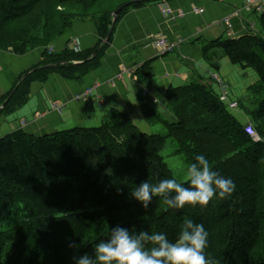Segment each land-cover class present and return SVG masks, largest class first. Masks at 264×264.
<instances>
[{
  "label": "trees",
  "instance_id": "1",
  "mask_svg": "<svg viewBox=\"0 0 264 264\" xmlns=\"http://www.w3.org/2000/svg\"><path fill=\"white\" fill-rule=\"evenodd\" d=\"M159 1L166 0H0V51L24 56L46 49L43 62L18 86L23 76L19 79L3 109L15 88L0 98V116L24 106L34 82L54 73L81 78L94 69L103 49L92 56L109 35L117 10L124 8L115 24L129 10ZM85 20L99 25L101 40L94 51H48ZM259 24L260 34L208 46L223 49L234 65L253 69L260 78L255 93L264 92V13ZM151 75L145 66L137 72L140 82ZM166 100L175 122L153 112L166 125L165 136L143 132L128 115L115 112L94 128L41 137L18 132L0 139V225L5 228L0 264H73V256L91 252L112 227L164 232L175 239L185 219L204 224L205 253L216 264H264V144L252 140L229 104L203 82L170 88ZM245 112L264 136V99ZM168 138L179 143L177 153L187 165L195 154L205 155L214 170L233 180L234 192L182 209L168 208L161 196L147 208L132 199L142 181L174 178L162 156Z\"/></svg>",
  "mask_w": 264,
  "mask_h": 264
},
{
  "label": "crops",
  "instance_id": "2",
  "mask_svg": "<svg viewBox=\"0 0 264 264\" xmlns=\"http://www.w3.org/2000/svg\"><path fill=\"white\" fill-rule=\"evenodd\" d=\"M246 2L166 0L129 10L114 25L111 41L106 45L103 42L105 46L102 44L96 51L98 55L103 49L94 69L81 78L67 79L54 73L46 81L34 82L27 103L11 114L0 116V139L18 132L41 137L77 127L94 128L115 112L135 118L133 122L143 132L152 134V122L167 129L153 112L175 122L166 100L170 88L200 81L219 95L216 78L228 87L231 102L239 104L233 114L242 126L248 125L243 100L248 96L251 99L260 78L253 69L234 65L223 49L208 47L217 40L261 33L256 32L261 29L259 13L248 8ZM165 6L175 15L166 16ZM180 13L183 15L178 17ZM248 14H254L256 20L251 22ZM159 37L182 43L173 53L161 56L154 44ZM73 40H77L81 53L94 51L101 40L99 25L93 20L76 22L51 44L53 52L71 50ZM45 50L36 49L24 56L10 50L0 51V98L10 93L26 72L43 62ZM144 66L152 75L140 82L137 72ZM87 90H92V96L78 100L77 96ZM54 104L62 106V113L52 110ZM145 107L150 114L146 115Z\"/></svg>",
  "mask_w": 264,
  "mask_h": 264
},
{
  "label": "clouds",
  "instance_id": "3",
  "mask_svg": "<svg viewBox=\"0 0 264 264\" xmlns=\"http://www.w3.org/2000/svg\"><path fill=\"white\" fill-rule=\"evenodd\" d=\"M133 121H136L134 118ZM230 177L214 170L208 158L195 154L188 163L184 183L163 178L142 181L131 191V198L145 208L156 196L163 197L170 209L185 205L205 206L214 197L225 198L235 190ZM209 232L203 223L185 219L175 239L164 232H150L115 226L106 238L92 245L91 252L72 257L73 264H216L206 256ZM69 247H76L70 243Z\"/></svg>",
  "mask_w": 264,
  "mask_h": 264
},
{
  "label": "rangeland",
  "instance_id": "4",
  "mask_svg": "<svg viewBox=\"0 0 264 264\" xmlns=\"http://www.w3.org/2000/svg\"><path fill=\"white\" fill-rule=\"evenodd\" d=\"M108 8L112 9L113 6H111V4H109ZM248 15L251 18V22H254V18L256 20V17L254 14H248ZM256 24L258 25V23H256ZM260 31H261V29L257 30L256 32H260ZM258 84H260V82ZM260 89L257 88L256 93L252 92L250 94V97H251L250 100H249V96L247 97V100H243L244 105H246L245 108L247 110L248 109H254L256 107L257 103L259 101H261L262 99H264V92L261 93ZM86 92L87 91H85V92L81 93L79 96H77L78 100H85L83 97H84V94ZM243 101L241 103H243ZM237 107H238V104H237L236 108ZM52 110H55L58 113H62V111H63L62 106H60L59 104H54L52 106ZM152 123H153L152 128H151L152 134H155V135L159 134V135H164V136L167 135V133H168L167 129L163 128L161 125H157L158 123H156V122H152ZM149 124H151V123H149ZM248 124H250V123H248ZM142 130H143V128H142ZM262 137H264V136H262ZM179 148H180L179 143L174 138H168L166 141V146H165L164 150L162 151V156L165 158L166 163L168 164V166L172 170L174 178L177 179L178 182L184 183V177H185L187 164H186L185 157L182 154L177 153ZM4 229L5 228H2V226L0 225V231L4 230Z\"/></svg>",
  "mask_w": 264,
  "mask_h": 264
},
{
  "label": "built area",
  "instance_id": "5",
  "mask_svg": "<svg viewBox=\"0 0 264 264\" xmlns=\"http://www.w3.org/2000/svg\"><path fill=\"white\" fill-rule=\"evenodd\" d=\"M246 5L248 8H252L253 10H256L260 13H263L264 12V6L262 5V1L263 0H246ZM195 12H200L202 13V11H198V10H195ZM164 14L166 16H174L175 13L166 8H164ZM183 14H177L178 17H181ZM182 43L181 40L179 41H170L168 40L167 38L165 37H159L155 40L154 44L155 46L158 48V51H159V54L161 56H165V55H168V54H171L173 53L178 47L179 45ZM70 48L76 52L80 51V48H79V45H78V42L77 40H73L72 43L70 44ZM48 50L49 52H53L54 49L49 46L48 47ZM216 80L218 81V85L220 87V90H221V93H220V97L222 99L223 102H226L229 104V107L230 109H235L237 104L236 103H231L229 101V94H228V88L227 86L224 84V82H222L221 80L217 79ZM92 90H87V92L84 94V99H88L90 96H92ZM245 131L248 135H250L253 139V141L255 143H264V137L260 136L255 128L252 126V125H248L246 128H245Z\"/></svg>",
  "mask_w": 264,
  "mask_h": 264
},
{
  "label": "water",
  "instance_id": "6",
  "mask_svg": "<svg viewBox=\"0 0 264 264\" xmlns=\"http://www.w3.org/2000/svg\"><path fill=\"white\" fill-rule=\"evenodd\" d=\"M124 8H120L119 10H117L114 14H113V17H112V25H111V29H110V33L109 35L107 36L106 40H104V44H107L111 38V32L113 30V27H114V24L116 22V20L118 19V17L120 16L121 12L123 11ZM98 52V51H97ZM97 52L94 54L93 57H96L97 55ZM30 74V73H29ZM29 74H26L25 76L22 77V79L19 81L18 83V86L21 85V83L27 78V76ZM18 86L13 90V92L11 93L10 97L6 100V102L1 106V109H3L10 101L11 99L13 98V96L15 95L16 91H17V88Z\"/></svg>",
  "mask_w": 264,
  "mask_h": 264
}]
</instances>
